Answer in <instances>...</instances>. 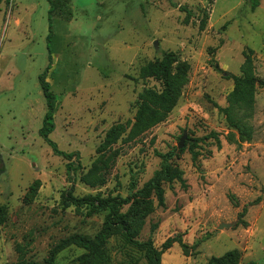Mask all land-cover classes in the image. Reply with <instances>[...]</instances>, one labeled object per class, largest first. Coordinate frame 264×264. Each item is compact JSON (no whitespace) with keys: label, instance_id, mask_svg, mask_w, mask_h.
<instances>
[{"label":"rangeland","instance_id":"rangeland-1","mask_svg":"<svg viewBox=\"0 0 264 264\" xmlns=\"http://www.w3.org/2000/svg\"><path fill=\"white\" fill-rule=\"evenodd\" d=\"M69 6L67 18L50 14L48 0H0V264L44 263L69 236L93 237L104 213L65 207L64 194L126 198L167 154L183 170L185 187L165 186L166 207L147 218L139 241L152 240L159 250L175 237L186 244L187 255L174 243L162 264H207L232 250L241 253V264H264V0H70ZM246 49L254 50L262 82L250 120L254 136L231 143L228 136L238 135L220 107L228 106ZM166 52L190 65L188 82L165 121L129 139L140 94L162 90L140 71ZM50 64L46 80L56 108L49 137L59 150L78 154L70 171L71 161L40 135L47 103L39 78ZM117 126L123 132L99 172L105 184L85 183ZM107 251L114 264H147L145 253L120 236ZM83 253L72 245L53 264H78Z\"/></svg>","mask_w":264,"mask_h":264},{"label":"trees","instance_id":"trees-1","mask_svg":"<svg viewBox=\"0 0 264 264\" xmlns=\"http://www.w3.org/2000/svg\"><path fill=\"white\" fill-rule=\"evenodd\" d=\"M48 1L50 2V14L64 15L67 18L71 16L70 0ZM253 6L255 7L256 4ZM50 28H52V24H50ZM243 54L245 60L241 67V74L232 76L234 87L227 96L228 106L220 107L229 126L238 135V138L234 134L228 136L227 139L231 143H242L253 139L254 131L250 120L255 111L257 90L262 84L256 75L254 50L246 49ZM50 58L52 59V57ZM50 69L51 64L39 78L47 103V113L40 135L57 156L71 161L68 164L70 171L75 166L74 162L79 161L78 154L59 150L57 144L49 137L55 130L56 108L55 94L51 90L50 83L46 80ZM189 71L190 65L186 61H181L174 52H166L162 59L151 61L142 67L141 78H156L162 83V90L157 91L149 88L140 94L136 122L129 139L139 136L167 119L176 107L182 90L188 82ZM122 132L123 126H117L107 134L105 141L98 148L100 158L95 162L90 172L82 178V181L93 186L105 184L104 175L99 172L107 169L112 158V154L109 153ZM208 138L215 139L217 146L222 147L216 132H211ZM192 151L193 159L196 161L199 153ZM173 157L174 155L171 154L163 155L161 169L142 188H133L131 194L126 198L120 195L103 197L101 194L76 197L72 190L64 194L63 205L65 207L75 206L77 209L87 208L93 213H104L101 229L93 237L83 234L69 236L51 251L49 258L44 263L22 259L17 264H53L57 255L72 245L84 250V253L77 259L78 264H114L107 251V244L114 236H120L125 245L142 250L145 253L147 264H162V254L172 248L174 243L180 242L177 237L168 239L162 250H159L152 240L140 242L139 237L146 225L147 218L155 212L156 208L166 207L165 186L180 182L185 187L184 172L178 165L172 164ZM4 217L5 207H1L0 223L4 222ZM180 245L187 255L186 244L180 242ZM241 258V253L238 250H232L220 257H211L207 264H241Z\"/></svg>","mask_w":264,"mask_h":264},{"label":"water","instance_id":"water-1","mask_svg":"<svg viewBox=\"0 0 264 264\" xmlns=\"http://www.w3.org/2000/svg\"><path fill=\"white\" fill-rule=\"evenodd\" d=\"M184 145V137L181 139L180 144L178 145V148H182Z\"/></svg>","mask_w":264,"mask_h":264}]
</instances>
